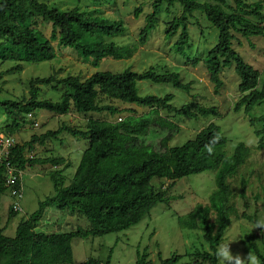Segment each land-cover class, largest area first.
Masks as SVG:
<instances>
[{
    "label": "trees",
    "instance_id": "16d2710c",
    "mask_svg": "<svg viewBox=\"0 0 264 264\" xmlns=\"http://www.w3.org/2000/svg\"><path fill=\"white\" fill-rule=\"evenodd\" d=\"M89 1L98 5L113 2ZM179 5L180 14L173 15L166 22L164 31L165 37L171 38L179 30L171 49L184 51L190 37L189 17L195 11L202 13L217 29V43L205 53L202 52V58L186 55V61L193 66L202 62L216 94L224 86L221 77L223 68L234 63L240 94L234 110L242 109L252 125L255 122L260 124V128L254 132L259 137L257 147L264 150V113L258 117L250 115L254 106L264 102V81L260 82V71L245 62L233 46L235 42H241L239 35L248 42L254 35L264 37L262 0H152V10L146 15L139 31V40L130 44H120L114 40L126 30L123 21L110 19L100 14L99 10L88 12L77 6L64 10L57 5H49L46 0H0V63H14L7 70L10 73L21 70L22 63L49 61L56 55L53 41L59 48L88 61L92 66H98L104 58L129 59L140 45L147 42L159 15ZM139 11L140 8L135 9V16ZM44 23L51 25L49 37L39 28ZM141 80L168 83L185 92L190 91L192 84L183 82L178 72L166 70L158 73L152 67L142 72L129 68L120 72L96 71L85 78L71 74L59 77L51 73L29 80L27 98L0 99V109L11 119V124L3 127L1 132L9 136L25 125L23 113L31 116V112L38 109H47L59 115L66 114L71 107L85 112L107 110L112 115L121 111L99 104L100 95L147 107L154 115H129L118 121L88 119L84 130L62 124L54 130L32 134L28 141L17 143L15 140L9 161L20 171L34 164H62L63 158H28L25 152L36 143L44 144L56 138L63 131L87 138L88 146L68 182H64V176L58 170L50 172L52 195L39 201L38 208L19 221L13 236L4 234V227L0 225V264H77L73 261L72 239L102 236L136 225L157 203L167 204L174 198L168 196L167 192L178 179L209 170L215 172L216 188L211 192L208 203L197 204L185 218L180 216L178 221L186 229H197L200 224L203 239L209 248V251L196 250L186 255L208 264H219L213 253L223 241L231 222L232 190L229 178L245 163L249 148L243 142H238L232 154L226 155L224 148L228 139L222 133V128L213 121L181 144L169 145L168 137L163 138L160 150L139 142L152 123L168 130L177 127L169 116H159V110H165L172 117H221L214 105L205 106L191 101L176 107L172 103V93L140 96L137 82ZM41 85L51 86L58 92V98L55 101L39 98ZM214 134H218L220 139L214 145V154L209 155L205 145ZM4 173L5 167L0 164V196L4 191H9ZM153 179H165L170 183L162 188L155 186ZM50 208L77 211L86 219V225H77L68 231L58 228L45 230L40 224ZM15 212L11 207L10 214ZM242 215L254 224L258 221L254 215ZM253 250L264 264V250L259 251L256 246ZM111 251L104 262L89 258L80 264H110ZM182 256L173 252L162 258L159 254V264H177ZM147 257L146 249L137 251L134 264H150Z\"/></svg>",
    "mask_w": 264,
    "mask_h": 264
},
{
    "label": "rangeland",
    "instance_id": "374dc122",
    "mask_svg": "<svg viewBox=\"0 0 264 264\" xmlns=\"http://www.w3.org/2000/svg\"><path fill=\"white\" fill-rule=\"evenodd\" d=\"M254 2L257 0H246ZM49 5H57L61 9L68 10L80 7L85 11L99 10V13L110 19L122 20L125 32L114 38L117 43L130 44L137 42L138 34L145 23L146 15L152 10V0H113L111 3L101 5L94 4L89 0H46ZM262 12H264V0H262ZM140 8L138 16L134 11ZM181 7H171L170 11L163 12L155 27L151 30L149 38L144 45H140L138 51L129 59L104 58L98 66H92L88 61L78 58L73 53H68L56 45L53 41L56 55L49 61L37 63H22L21 70L7 72L15 64L12 62L0 63V99L22 100L28 96V82L31 78L56 74L59 77L79 75L83 78L90 76L96 71L120 72L131 69L137 72L145 71L152 67L158 73L168 71L178 72L183 82H191V89L185 92L173 87L168 83H152L148 80L137 82L138 94L163 96L172 93V103L176 107L191 101L205 106L217 107L221 117H199L194 119L190 116L172 117L165 110H159V116L167 117L177 127L169 129L152 123L146 133L139 138V142L152 146L155 150L161 149V141L168 137L169 145L181 144L192 138L199 130L210 121L217 123L222 128V133L227 137L228 143L224 150L226 155H231L236 144L243 142L249 148V156L238 171L229 178L232 190L231 199V222L228 226L224 239L236 237L230 242L233 254L246 255L248 251L255 254L253 247L259 251L264 250V231L253 228L254 223L244 218L243 213L254 215L258 220L264 219V150L257 147L258 138L254 130L260 128V124L253 125L249 117L242 109L235 111L234 107L240 97L238 92L239 77L235 72V65L225 66L221 77L224 86L219 93L214 92L207 71L199 62L193 66L186 57H203L210 47L217 43V29L198 11L189 17L188 32L189 42L184 51H173L172 45L177 39L179 30L171 38L165 37L166 22L173 15H179ZM202 14V15H200ZM46 37L50 36L51 25L44 23L39 26ZM240 43H234V48L240 53L244 61L260 71V82L264 81V37L261 35L251 36V41L240 36ZM252 43L253 47L252 48ZM187 55V56H186ZM260 85V83H259ZM49 98L55 101L58 92L49 85H41L39 98ZM99 104L110 105L121 111L110 114L109 111H76L73 107L66 114H56L47 109H38L29 114H24L26 119L24 126L13 134L17 143L30 140L32 134H41L47 130H54L62 124L84 130L88 119H100L118 121V118H126L131 115L140 117L145 114L154 116L147 107L135 103L123 102L117 99H109L99 96ZM264 113V102L254 106L251 116L258 117ZM29 120V121H28ZM36 123V125H34ZM11 124V119L4 110L0 109V134L1 129ZM88 146V139L81 136H73L67 131L61 132L56 138L47 140L44 144L36 143L25 152L28 158H63V163L53 166L49 162L26 166L22 172L20 184L22 197L20 210L10 214L13 201L9 191H4L0 196V225L4 227V234L13 236L19 221L26 218L38 208L39 201L52 195L53 183L50 172L58 170L64 176V182H68L73 176L80 161L82 152ZM69 165V166H68ZM215 172L204 171L178 179L175 184L168 188V196H174L167 204L157 203L140 222L128 229L108 233L102 236H88L86 238H74L71 241L73 261L77 264L94 258L104 262L111 251L110 264H134L137 251L146 249L150 264H159L158 255L162 258L176 252L183 256L177 264H208L204 261L195 260L186 254L196 250H208V244L203 239V229L200 224L197 229H186L178 221L180 216L186 217L197 204H207L211 192L216 188ZM155 186L165 188L170 181L165 179H153ZM244 189V190H243ZM243 194V197L241 196ZM213 218V216H212ZM77 225L85 226L86 219L79 212L69 210H56L50 208L40 226L45 230L61 229L68 231Z\"/></svg>",
    "mask_w": 264,
    "mask_h": 264
},
{
    "label": "clouds",
    "instance_id": "9594fccd",
    "mask_svg": "<svg viewBox=\"0 0 264 264\" xmlns=\"http://www.w3.org/2000/svg\"><path fill=\"white\" fill-rule=\"evenodd\" d=\"M219 139V135L214 134L205 145V150L209 155L214 154V145ZM253 228H259L261 232L264 231V219L258 220ZM236 239V237L225 239L216 247L213 255L219 261V264H262L260 258L250 251L243 256L240 253L233 254L230 249V242Z\"/></svg>",
    "mask_w": 264,
    "mask_h": 264
},
{
    "label": "built area",
    "instance_id": "2783aa9c",
    "mask_svg": "<svg viewBox=\"0 0 264 264\" xmlns=\"http://www.w3.org/2000/svg\"><path fill=\"white\" fill-rule=\"evenodd\" d=\"M121 118L119 117L118 120ZM36 125V123H35ZM15 144V139L13 136L0 134V164L5 167V181L9 186V194L11 195L13 201L11 207L14 211L20 210V199L22 197V187L20 184V179L22 172L16 169L9 161V156L11 154L10 150Z\"/></svg>",
    "mask_w": 264,
    "mask_h": 264
}]
</instances>
